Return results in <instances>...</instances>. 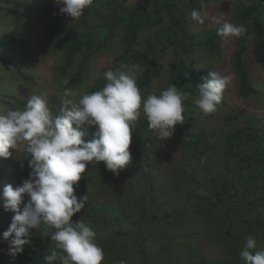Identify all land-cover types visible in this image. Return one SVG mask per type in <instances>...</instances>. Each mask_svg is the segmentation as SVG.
I'll return each mask as SVG.
<instances>
[{
  "label": "rangeland",
  "instance_id": "rangeland-1",
  "mask_svg": "<svg viewBox=\"0 0 264 264\" xmlns=\"http://www.w3.org/2000/svg\"><path fill=\"white\" fill-rule=\"evenodd\" d=\"M119 1L129 8L142 5L147 10L155 4V0ZM181 1L184 5L190 6L188 7L191 10L188 16L189 31L198 34L204 30L220 28L224 22L239 25L240 4L249 0H194L195 6L190 0ZM61 7L63 5L58 4L57 0H0V39L2 36L6 38L10 36L8 43L0 48L7 53L10 60L8 66L0 61V113L9 109L23 110L28 98L34 94L46 95L52 112L60 113L62 94L65 89L75 92L76 96L73 99L78 101L80 96L90 93L89 88L109 70L118 56L122 60L127 53H130L122 54V39L126 27L121 25L93 55L87 77L75 85L63 84L62 81L67 79V76L60 74L59 67L63 64L65 50L54 45L61 38L62 33L60 29L53 26L57 15L56 10ZM109 11V7L103 2L93 1V4L85 9L84 15L78 19L73 20L64 13L62 15L67 25L78 30L91 31L101 22L99 14ZM193 11L200 14V19L192 17ZM163 13L164 17L158 24L144 25L140 28L132 52L143 53L145 47L151 45L150 40L154 34L168 28L172 21L170 7L164 8ZM176 38V33L169 30V34L160 44L154 58L156 72L150 78L149 87L138 86L142 99L150 94L158 95L173 84L181 90L177 83L168 84L169 67L177 53ZM257 39L256 34L251 35L243 56L256 89L249 95H242L238 91L239 84L232 65L237 38L218 36L217 51H211L202 38L189 42L186 64L198 70L202 78L212 71L231 78L215 112L205 115L198 105L192 109L194 119L188 121L189 128L195 132L205 131L206 134L198 145L199 154H193L195 152L190 151L188 143L183 139L179 124L175 126L173 136L164 141H159L155 132L150 130L157 140L158 151L155 161L148 167V170L154 174L155 187H158L155 192V200L158 202L156 212L162 213L169 208L171 215L162 216L159 222L147 224L145 231L149 232L151 238L158 241L157 248H163L165 242L171 241L167 249L170 254L166 256L167 260H163V263L176 264V260L180 259L181 262L184 261L182 264H187L192 259L204 257L214 260V264H225L228 241L221 235L223 229L220 230L218 227L221 228L227 224V217L221 208L209 214L205 211L204 204H196L193 214L187 212L180 215L174 211V206L182 203L184 191L190 184L188 173L183 168L184 162L194 159L195 155H201L203 159L217 163L223 156L228 115H233L235 111L241 113L242 116L234 121L236 125L244 123V118L248 115L256 116L260 121L259 125H264V63L257 61L253 55V47ZM82 55L83 51L76 54L68 74L78 70ZM123 65H138L137 78L144 76V72L149 68L145 63L141 65L128 59L123 62ZM149 73H151L150 70ZM198 98L197 92L193 101L195 102ZM142 122L149 129L147 118L141 112V116L133 123L138 128L139 123ZM85 129L92 138L96 130L95 126L86 125ZM26 149V144L22 143L17 146V149H9L12 153L9 158H0V264H21L20 253L15 256L10 254L11 238L9 240L3 238V232L9 228L14 213L4 210L2 193L5 185L11 184L15 188L29 178L27 167L31 156ZM100 169H102L101 166H98L93 170L92 164H89L77 183L83 187V196L87 194V202L101 204L103 209L80 220L88 224L96 235L102 233L107 236L117 229L127 231V235L120 237L119 246L125 249L124 254H132L134 252L132 247L140 235L137 222L140 216L137 214V207L134 206L137 204V198L133 181L129 177L114 176L111 182L112 176L106 175ZM242 188L247 194L264 195V188L256 184ZM28 199L25 195V202ZM113 206L121 210L120 225L114 221L111 210ZM251 208L243 213V221H236L230 233L236 240H240L239 249L242 250L249 236L255 238L256 248L251 250L255 252L264 250V229L255 228L251 224L253 221L251 217L257 215L264 217V199L252 205ZM251 227L254 232L249 234L246 229ZM54 231L55 229H45L43 226L40 229H31L30 245L39 246L50 255L52 251L58 250L56 242L50 239ZM121 260L125 261V264H131L132 257L126 256Z\"/></svg>",
  "mask_w": 264,
  "mask_h": 264
},
{
  "label": "trees",
  "instance_id": "trees-1",
  "mask_svg": "<svg viewBox=\"0 0 264 264\" xmlns=\"http://www.w3.org/2000/svg\"><path fill=\"white\" fill-rule=\"evenodd\" d=\"M103 2L109 7V12L100 13V24L91 31L78 30L64 21V17L60 9L56 10V18L53 23L54 28L60 29L62 36L54 44L65 50L63 64L59 67L60 74L67 76V86L75 85L83 81L87 77V71L93 55L101 49L103 44L116 33V29L123 25L126 27L125 35L122 39L123 52L127 53L125 59L121 60L118 56L114 64L109 70L121 68L125 60H130L138 64H147L149 68L144 72V76L137 78V86L149 87L150 78L156 72L155 54L163 43L165 37L169 34V30L176 33L177 53L169 67L168 84H179L182 91L188 93V99L184 102V123L179 129L183 133V139L188 143L190 151L199 154L198 145L206 136L205 131L195 132L189 128L190 120L194 119L193 108L197 107L193 101L194 95L198 92L197 85L202 83V75L198 70L186 64V55L188 52V44L191 40L202 38L211 51L219 49L218 29L202 31V33L194 34L189 31V12L191 11L181 0H155L154 6L147 10L145 6L129 8L119 0H93ZM195 6L194 0H190ZM170 7L171 18L168 28L154 34L150 41L149 47H145L143 53L132 52L133 45L136 42L137 34L144 25L154 26L158 24L164 17V8ZM193 9V7L191 8ZM237 14V13H236ZM264 0H249L240 4L238 10L239 25L243 24L247 28L246 34L242 38H237V48L233 53L232 65L237 76L239 84L238 91L242 95H249L255 92V87L251 81L249 70L244 62L243 56L248 46V40L252 34H256L258 39L253 47L254 58L264 63ZM104 33V34H103ZM10 36H2L0 39V48L8 43ZM83 51V55L79 61V68L72 74L69 73L76 54ZM132 53V55H131ZM0 61L8 66L10 60L6 52L0 50ZM149 70L151 73H149ZM106 84L104 74H102L95 83L89 88V92L100 91ZM55 111L53 115H59ZM241 113L235 111L233 115L226 117L227 131L224 138L223 156L217 163L203 159L201 155H195L194 159L184 162L183 168L188 173L190 184L184 191V198L180 205L174 206V211L183 215L184 213H192L196 204H204L205 211L209 214L218 211L221 208L227 217V224L218 229L222 230L221 235L228 241L226 250L225 264H243L240 257L239 249L240 240L230 233L231 228L236 224L237 220L243 221V213L252 209L251 206L257 204L264 199V195H252L245 193V186L259 185L264 188V125H259V119L254 115L245 116L242 124L234 122L240 118ZM189 121V122H188ZM75 127V126H74ZM207 133V132H206ZM84 139L91 140V136L87 135ZM157 140L153 137L152 132L139 123L133 127L132 142L129 151L131 153V161L122 170L118 176L129 177L133 181V189L137 198V214L140 235L133 245L132 254L125 253V249L120 248V237L127 235V231L117 229L110 235L97 234L95 242L103 249L104 260L101 264H120L122 258L126 256L132 257L131 264H166L163 260L170 254L167 252L171 241L165 242L163 248H157L159 244L157 240L150 237L146 232V225L159 222L164 217L171 215V210L158 213V202L155 200L154 174L148 167L155 161L157 156L156 149ZM194 156V155H193ZM93 170L101 166L100 171L108 176H112L111 182L114 180L112 172L106 169L104 162L92 164ZM32 171L28 166L27 173ZM242 188V189H240ZM74 194L77 197L83 196V187L80 184L74 185ZM27 202V201H26ZM25 202V203H26ZM101 204L85 203L84 209L73 216V220H79L91 216L94 212L102 210ZM114 221L121 224L120 209L111 207ZM252 225L257 229H264V217L257 215L251 217ZM145 219V220H143ZM246 219H244L245 221ZM249 234L253 233V228L246 229ZM162 243V242H160ZM58 254H62V250H56ZM254 253V252H253ZM49 252L39 246L25 245L22 253L19 254V262L21 264H41L44 257ZM167 260V259H166ZM184 262V261H183ZM180 259L176 260V264H182ZM214 260L198 257L188 261L187 264H214ZM171 264H175L172 262Z\"/></svg>",
  "mask_w": 264,
  "mask_h": 264
},
{
  "label": "clouds",
  "instance_id": "clouds-1",
  "mask_svg": "<svg viewBox=\"0 0 264 264\" xmlns=\"http://www.w3.org/2000/svg\"><path fill=\"white\" fill-rule=\"evenodd\" d=\"M57 3L63 5L61 13L75 20L84 15L93 0H57ZM191 15L200 19L196 11ZM246 32L243 24L224 22L217 34L223 38H242ZM138 70V65L108 70L104 73L106 84L102 90L84 94L78 101L73 99L75 92L65 89L59 115H53L44 94L29 97L23 110L0 113V158H9L12 155L9 149H17L22 143L31 156L29 178L15 188L11 184L3 187V208L14 213L9 228L3 232L4 240L11 238V255L22 253L24 246L31 244L30 230L43 226L55 229L50 239L62 250V254L52 251L45 256L44 264H101L104 260L92 228L80 219H72L88 200L87 194L81 197L74 194V185L89 164L101 161L107 170L119 175L131 161L133 122L141 112L159 141L170 139L175 126L184 123L188 93L173 84L158 95L142 99L136 82ZM230 80L215 71L202 78L195 102L205 115L217 110ZM62 83L66 85L68 80ZM86 125L96 129L87 141ZM25 195L29 198L26 203ZM256 243L255 238H247L240 252L245 264H264V250L251 251Z\"/></svg>",
  "mask_w": 264,
  "mask_h": 264
}]
</instances>
